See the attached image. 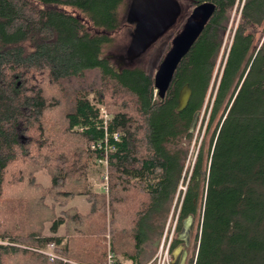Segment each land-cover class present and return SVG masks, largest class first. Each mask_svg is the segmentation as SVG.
Wrapping results in <instances>:
<instances>
[{"label": "trees", "instance_id": "trees-1", "mask_svg": "<svg viewBox=\"0 0 264 264\" xmlns=\"http://www.w3.org/2000/svg\"><path fill=\"white\" fill-rule=\"evenodd\" d=\"M206 2L216 12L161 100L145 67L117 72L104 57L129 0H0V264L29 254L36 261L24 264H107L109 253L113 264H148V233L161 230L157 223H166L177 196L179 232L189 215L199 216L190 264H264V0H190L189 7ZM237 6L239 24L214 80ZM87 74L101 86L77 87L63 123H53L55 113L48 121L58 102L45 98L46 89L62 93ZM108 84L132 101L141 126L122 107L105 104ZM185 85L193 94L178 113ZM205 105L207 126L218 120L216 130L182 193L180 144L192 141ZM77 139L96 149L77 147ZM36 144L35 153L47 149L48 159L32 160ZM101 160L110 170L108 197L92 182L98 172L104 180ZM41 171L49 185L37 179ZM79 199L85 205L74 204ZM50 244L53 263L44 254Z\"/></svg>", "mask_w": 264, "mask_h": 264}, {"label": "rangeland", "instance_id": "rangeland-1", "mask_svg": "<svg viewBox=\"0 0 264 264\" xmlns=\"http://www.w3.org/2000/svg\"><path fill=\"white\" fill-rule=\"evenodd\" d=\"M178 1L181 4V6L183 7L184 18H185V15L188 17L187 10L191 11V13L193 11V9H191L189 7L190 6V0H178ZM129 2L131 3V0H129ZM130 3H129V6H130ZM126 10H127L126 13L128 14L129 7ZM239 19H240V8L237 6L231 14L228 29L225 33V36L223 37V45H222V49H221V52H220V55L218 58V62H217L216 68H215L216 70H215V76L214 77H216V78H214V80H216L218 78V76H219L218 73L220 72V68H222L224 65L226 54L228 53V51L231 47L233 37L235 35L237 26L239 24ZM125 21L127 22V17H126ZM126 22L123 24L121 29L114 35L113 46L108 47L107 49H105V52H104V57L108 58L112 62V66L117 70V72H121L122 68L125 67L123 65L122 58L126 54V51H127L128 47L130 45V42H131V34L134 32V26L129 25ZM178 26H179V24L176 25L173 29H171L159 42H157L154 46H152L151 49L142 58H140L135 64H133L132 66H128V67H137V66L145 67L149 73L155 75L159 66L163 62L165 56L169 52V47L172 46L171 40L174 39V38L172 39V37H174L175 34L176 35L178 34L177 33ZM162 57H163V59H162ZM92 76H94V75L87 74L86 77H84V79L82 81L77 80L76 83H70L68 85V87H66L62 91V93H61V90H59L55 87L46 89V92H44L45 98L50 102H52L54 100H57V102H58V106L56 108H54L51 112H49L48 114L45 115V116H47L48 121H51L50 117H49L51 115H49V114L55 113V114H57V116L56 117L52 116V119L54 120L53 123L58 124V121H59V123H63V119H64L63 117H64L65 113L71 108L70 106H71V102L73 99L74 90L77 87H84V89L88 90V92H89V91H92L93 87H95V89L97 90L98 86H101V85L96 83L95 77H92ZM104 87H106V88H103V90L105 89L104 94L106 96L105 104L107 106H113V104H115L118 107H122V110L127 111L131 117L135 118L134 122L138 123V125L141 126L142 125L141 118H139L138 116L136 117L137 113L134 110V106L132 104V101L128 97H126L124 94L120 93L114 86H111L110 84H108L106 86L104 85ZM125 101H126V103H124ZM207 105H205L200 117L198 118L197 129L194 133L192 141L184 139L180 144V146H181L180 148L184 152H186V154L183 156L184 157V160H183V163H184L183 178H184V180H183L182 184L179 186V190L182 191V193L185 192L187 183L189 181V177L191 175V171H192L193 166L196 162L197 155H198L200 149L202 147H204L205 153H208V150L212 144V139H213L212 137H213L214 131L216 130L218 120L215 121V123L212 125V127L210 126L211 128L209 126H207L208 117H209V113H210V109H211V106H210V109L209 108L207 109ZM118 107H117V109H118ZM102 111L104 113V117H108V118L110 117L109 110L105 106H104V108H102ZM136 125L137 124H135L134 127H137ZM30 136L33 137L34 139L38 138V134L36 132H33ZM75 143H76L77 147L81 144L82 147H84L85 150H87V151L89 150V148L91 150L96 149V148H93V146H96L95 144L92 145L91 147H89L88 144H85L84 142H82L81 140H78V139H77V141H75ZM37 147H38V145L36 144V146H33L32 148H30V151H29L31 158L34 161L41 158L40 156L47 157V152H48L47 149L40 152V156H39L38 154H36V153H38ZM32 151L34 153L35 152L36 153L32 154ZM54 154H56V153H54ZM30 155L28 157H30ZM32 156H34V157H32ZM48 158L49 157H47V159ZM14 172H15V169H11L12 178L15 176ZM98 175H95L94 177H92V182H93L94 186H96V187H99V188L105 187L106 188L105 193L108 197L109 192H110L109 188H110V179H111L109 166H106L105 174H104V176L107 177L108 179L104 178V180L102 181V180H100L101 173L98 172ZM11 176H10V178L9 177L6 178V180H5L6 183H8L11 180ZM36 176H37V179L45 185H49L51 182L49 175L45 171L39 172ZM19 177L20 176H16L15 180H17ZM202 189L204 190V186H203V188H201V190ZM82 200L83 199H79L78 201L74 202V204L80 205V206L85 205V202ZM10 204H11V202H10ZM177 205H178V196L176 197V199H175V201L171 207L170 213L168 214V217L166 219V223H165V221H164L165 224L162 223L163 225L161 226V233L162 232L164 233L165 228H166L169 220H172V224H173V222H175V220L177 219V216L179 213V209H178L179 206H177ZM201 205H202V199L199 200V202H198V210H200ZM198 234H199V216L194 217V223H193V227H192V239H191V245L188 249V262H187V264L192 263V261L196 257L197 247H198V244H197ZM155 242H160V244H159L158 248H154L153 245L150 246L149 251L151 254L150 255L151 262H149L148 264H158V262L161 259H162V262L164 260V255L161 257V254H160L161 253L160 245L162 243L161 235L158 238H156ZM174 249H173L172 253L174 252ZM44 252H48V250H45ZM172 253L169 255L168 260H166L165 264H171L172 263V259H171ZM16 259L6 258V259H4V264H15V263L24 264V263H27L29 261H36V259L34 257H32V254H29L25 258H21L18 261H16ZM50 262H52V261H50Z\"/></svg>", "mask_w": 264, "mask_h": 264}, {"label": "water", "instance_id": "water-1", "mask_svg": "<svg viewBox=\"0 0 264 264\" xmlns=\"http://www.w3.org/2000/svg\"><path fill=\"white\" fill-rule=\"evenodd\" d=\"M216 12L211 2L195 7L183 25L182 30L172 40V47L155 74V89L163 100L175 78V74L205 31ZM183 15V7L178 0H131L127 23L134 26L131 42L122 58L125 67L132 66L142 58L152 46L173 29ZM192 90L185 85L179 96L177 112H183L192 98ZM197 123V118L194 125ZM194 216L189 215L182 223L178 240L182 242L173 252L172 258L178 264H187L188 249Z\"/></svg>", "mask_w": 264, "mask_h": 264}, {"label": "built area", "instance_id": "built-area-1", "mask_svg": "<svg viewBox=\"0 0 264 264\" xmlns=\"http://www.w3.org/2000/svg\"><path fill=\"white\" fill-rule=\"evenodd\" d=\"M115 139H118V136H115ZM93 148H96V146H93ZM101 164H104L105 166H108V162L107 160H101L100 161ZM105 179H108L107 177L104 176ZM177 223H178V217L175 220V222H173L172 224V220H169L165 231L163 233V237H162V243L160 245L161 248V257L164 255V260L162 262V259L158 262V264H165L166 260H168L169 255L171 254V247L173 244V241L175 239V235H176V230H177ZM54 249H55V245L54 244H50L49 245V250L48 252H44L45 255H47L50 259V261H55V259H57L56 254H54ZM114 262V257L113 254L109 253L108 254V262L107 264H113Z\"/></svg>", "mask_w": 264, "mask_h": 264}, {"label": "crops", "instance_id": "crops-1", "mask_svg": "<svg viewBox=\"0 0 264 264\" xmlns=\"http://www.w3.org/2000/svg\"><path fill=\"white\" fill-rule=\"evenodd\" d=\"M164 224V221H161L159 223H157L158 226H162ZM161 235V230L157 231V234L156 235H151L150 236V232L148 233V239L146 240V243L145 245L143 246L144 247V254H145V257L147 258V262H151V259H150V251H149V248L150 246L153 245L154 248H158L159 247V244L160 242H155L156 238H158L159 236ZM172 263H174V259L172 258Z\"/></svg>", "mask_w": 264, "mask_h": 264}, {"label": "flooded vegetation", "instance_id": "flooded-vegetation-1", "mask_svg": "<svg viewBox=\"0 0 264 264\" xmlns=\"http://www.w3.org/2000/svg\"><path fill=\"white\" fill-rule=\"evenodd\" d=\"M183 18H184V14H183L182 17L179 19L177 25L181 23V20H182ZM182 226H183V225H182ZM181 230H182V228H181ZM181 230H180V232H181ZM180 232L178 231V223H177L176 235H175V239H174V241H173L172 247H173V245H174L175 240H177V241L179 242V244L177 245V247L182 243V242H180V241L178 240V235H179ZM191 238H192V234H191ZM172 247H171V253H172V251H173V250H172ZM177 247H176V248H177ZM176 248H175V249H176ZM175 249H174V250H175ZM172 255H173V253H172ZM171 259H172V257H171ZM171 264H178V262H174V263H171Z\"/></svg>", "mask_w": 264, "mask_h": 264}, {"label": "bare ground", "instance_id": "bare-ground-1", "mask_svg": "<svg viewBox=\"0 0 264 264\" xmlns=\"http://www.w3.org/2000/svg\"><path fill=\"white\" fill-rule=\"evenodd\" d=\"M111 252V251H110ZM114 253V252H113Z\"/></svg>", "mask_w": 264, "mask_h": 264}]
</instances>
